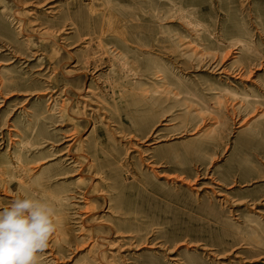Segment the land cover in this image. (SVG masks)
Here are the masks:
<instances>
[{
  "label": "rangeland",
  "instance_id": "obj_1",
  "mask_svg": "<svg viewBox=\"0 0 264 264\" xmlns=\"http://www.w3.org/2000/svg\"><path fill=\"white\" fill-rule=\"evenodd\" d=\"M22 193L56 211L38 264H264V0H0Z\"/></svg>",
  "mask_w": 264,
  "mask_h": 264
},
{
  "label": "clouds",
  "instance_id": "obj_2",
  "mask_svg": "<svg viewBox=\"0 0 264 264\" xmlns=\"http://www.w3.org/2000/svg\"><path fill=\"white\" fill-rule=\"evenodd\" d=\"M56 228V211L27 193L0 209V264H38Z\"/></svg>",
  "mask_w": 264,
  "mask_h": 264
},
{
  "label": "bare ground",
  "instance_id": "obj_3",
  "mask_svg": "<svg viewBox=\"0 0 264 264\" xmlns=\"http://www.w3.org/2000/svg\"><path fill=\"white\" fill-rule=\"evenodd\" d=\"M98 223V222H97ZM111 227V226H110ZM102 261V260H101Z\"/></svg>",
  "mask_w": 264,
  "mask_h": 264
}]
</instances>
